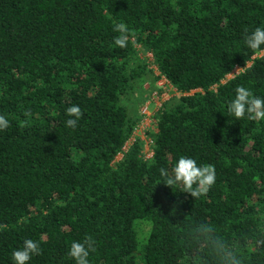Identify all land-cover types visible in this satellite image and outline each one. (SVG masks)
I'll list each match as a JSON object with an SVG mask.
<instances>
[{
    "label": "trees",
    "instance_id": "trees-1",
    "mask_svg": "<svg viewBox=\"0 0 264 264\" xmlns=\"http://www.w3.org/2000/svg\"><path fill=\"white\" fill-rule=\"evenodd\" d=\"M257 27L264 0H0V264L28 239L27 264H75L86 235L89 264H264V120L228 112L237 86L264 98ZM168 85L146 157L140 107ZM181 156L215 166L206 195L164 183Z\"/></svg>",
    "mask_w": 264,
    "mask_h": 264
},
{
    "label": "clouds",
    "instance_id": "clouds-1",
    "mask_svg": "<svg viewBox=\"0 0 264 264\" xmlns=\"http://www.w3.org/2000/svg\"><path fill=\"white\" fill-rule=\"evenodd\" d=\"M113 31L119 33L114 37L116 46L124 48L129 41V29L123 22L115 23ZM245 44L248 48L256 51L264 45V27H257L248 34L244 30ZM235 98L228 105V112L237 120L242 119L247 114L248 119L253 121L264 120V98L253 94L252 91L244 86H237L235 89ZM25 116L30 117L31 111L26 110ZM66 114L69 119L66 120L65 126L71 129L77 127L78 121L82 118L83 112L79 106L67 108ZM28 125V121H21V127ZM10 127L8 119L0 115V131L7 130ZM160 175L164 183L172 187L181 185L183 191L190 194L193 198H199L206 195L216 182V170L212 164L197 165V161L191 157L181 156L178 162L172 167L171 172L168 169L161 168ZM7 225H0V230H6ZM95 239L91 235H86L82 242H73L67 253V256L75 261V264H89L90 251H95L93 247ZM42 250L39 244L31 239L24 241V246L20 250L12 253L14 264H27L32 255L41 254Z\"/></svg>",
    "mask_w": 264,
    "mask_h": 264
},
{
    "label": "built area",
    "instance_id": "built-area-1",
    "mask_svg": "<svg viewBox=\"0 0 264 264\" xmlns=\"http://www.w3.org/2000/svg\"><path fill=\"white\" fill-rule=\"evenodd\" d=\"M161 79H163V78H161ZM165 82H166V80L163 79V83H158V86L161 84L163 85ZM157 94L158 95L167 94V91L166 92H160V93L157 92V90L154 92L152 91V94H150V100H147V102H145L140 107V113L142 114V118L140 120V123L136 126V128L134 129V132H133L134 136H140V138L144 140L143 151H144L146 157H150L152 155V151H151L150 146H149L151 140L145 136V130H146V128L150 127L151 122H152L151 115L153 114V111L151 109V106L154 105V106H156V108H158L160 106V104L157 105V103H158L156 100ZM133 140H134V137L132 136L131 139L129 140V142L126 143V145H124L123 149L126 150L127 146ZM120 156H121V154H120Z\"/></svg>",
    "mask_w": 264,
    "mask_h": 264
},
{
    "label": "rangeland",
    "instance_id": "rangeland-1",
    "mask_svg": "<svg viewBox=\"0 0 264 264\" xmlns=\"http://www.w3.org/2000/svg\"><path fill=\"white\" fill-rule=\"evenodd\" d=\"M264 52V50L262 51V53ZM142 55V57H145V58H147L149 61H150V58H151V56H150V54L149 53H144V54H141ZM241 69L239 68V67H235L233 70H232V72L230 73V74H228L227 76H226V79H228V78H230V77H232L233 75H235V74H237L239 71H240ZM158 83H163V79H161V80H159L158 82H157V85H158ZM166 83V82H165ZM162 85V84H161ZM161 85H159V86H161ZM144 87H148V84H145V86ZM155 91V90H154ZM153 91V92H154ZM167 91V94H161V95H158L157 94V98H156V100H157V105H159V104H161V102L163 101V100H166L169 96H171L172 94H174L173 93V89L172 88H170V86L168 85V89L167 90H162L161 92H166ZM151 94H152V92H151ZM151 109H152V111L154 112V110L156 109V106H154V105H152L151 106ZM121 156L119 155V156H117V159H119ZM139 221H137V223H138ZM137 230H138V236H139V238L140 239H142V238H144L145 237V235L147 234V231L149 230V224L148 223H146V222H143V221H141V222H139L138 224H137ZM139 239V240H140Z\"/></svg>",
    "mask_w": 264,
    "mask_h": 264
}]
</instances>
